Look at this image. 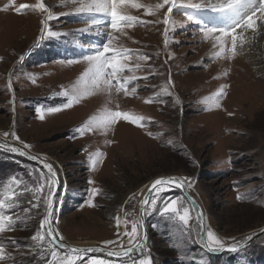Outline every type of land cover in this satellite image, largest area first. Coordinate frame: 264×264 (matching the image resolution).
I'll return each instance as SVG.
<instances>
[{
    "label": "rangeland",
    "instance_id": "374dc122",
    "mask_svg": "<svg viewBox=\"0 0 264 264\" xmlns=\"http://www.w3.org/2000/svg\"><path fill=\"white\" fill-rule=\"evenodd\" d=\"M40 2L0 0V139L36 154L57 172L59 190H64L53 197L52 228L57 236L76 246L128 249L143 235L136 215L140 208L142 221V201L150 185L171 176L190 178L189 192L203 208L206 228L226 246L251 240L236 252L207 251L198 216L183 191L172 187L159 194L156 211L145 205L148 236L142 246L120 259L104 252L87 253L77 264H89L93 258L133 264L145 257L152 264H264V234L253 239L264 227L262 34L256 33L248 43L246 55L238 50L234 58L230 53L225 58L217 55L218 47H211L213 41L205 39L195 23L199 18L214 24L215 12L210 9L174 8L166 38L167 7L155 15L128 7L127 14L144 23L113 31V44L130 51L127 63L133 71L123 75L135 74L137 80L127 85V95L115 88L109 93L101 90L103 85L96 88L82 79L89 67L82 57L98 50L110 31L106 18L97 16L101 23L90 25L88 15L75 12L78 2L43 0L52 13L48 20V13L37 7ZM136 2L155 5L161 0ZM202 2L209 0H178L179 5ZM22 4L30 7L18 13ZM188 14L193 21L187 20ZM255 64L262 68L261 74ZM244 81L247 91L238 90ZM76 88L87 94L64 107L71 100L65 92ZM222 88L225 95L220 94ZM54 108L61 110L51 111ZM117 111L143 120L133 123L121 116L107 129L93 123L92 131L83 135L78 131L106 112ZM41 173L45 187L39 194L40 207L33 208L29 201L36 203L33 191ZM13 176L19 185L11 183ZM26 187L33 191H24ZM5 190L16 194L15 207L5 214L21 219L13 230L0 233L5 255L0 264H59L70 248L48 243L47 235L42 245L31 239L46 215L47 169L0 145V198ZM173 197L185 198L190 209V235L179 230L183 225L159 214L161 201ZM133 223L137 235L130 237L126 233H131ZM52 251L57 253L55 260Z\"/></svg>",
    "mask_w": 264,
    "mask_h": 264
},
{
    "label": "snow or ice",
    "instance_id": "6c2138e0",
    "mask_svg": "<svg viewBox=\"0 0 264 264\" xmlns=\"http://www.w3.org/2000/svg\"><path fill=\"white\" fill-rule=\"evenodd\" d=\"M73 3L78 2V6L75 8L77 14H84L90 17V25H99L101 21L96 19L97 16H103L106 19L104 24L110 31L106 32L105 40L101 43L98 50H95L91 54L84 55L83 60L87 61L89 67L83 74L85 82H91L93 87L100 88L101 85L104 87L101 89L105 92H111L112 88H115L117 92L123 91L126 95L128 94L127 85L135 80L137 77L135 74L130 76H124L123 73L125 70L132 72L133 69L129 67L127 63L130 57V51L127 49H118L114 46L113 41L115 37L113 36V31L119 32L123 26H131L135 23H144L140 21L139 17L128 15L126 9L128 7L132 8H145L148 15H155L156 12L167 7V11L163 14L164 19L163 23L166 26L165 28V37L167 38L168 25L171 21L169 19L170 15L173 13V9L179 6H187L196 10L201 9H210L213 12H218L220 14H227L224 17V20L220 24H208L205 21L197 18L195 23L200 26V31L203 32L204 38L213 41V47H218L219 54H223L225 58H228L229 53L231 57L234 58L237 54L238 49L243 50V47L246 43H250L252 39L255 38L257 31H264V0H222L220 3H211V0L207 3H188L187 5H179L178 0H161L160 3L155 5H143L136 0H72ZM30 6L27 4L20 5L16 11L19 13L22 10L28 9ZM39 10L47 12V19L51 20L52 13L48 11L46 4L41 0L37 5ZM7 10V8L5 9ZM194 17L191 14L187 15L188 21H193ZM259 21V23H258ZM48 28L47 23L45 24V29ZM89 29H83L82 31H88ZM239 30V31H238ZM245 33L249 35L246 36ZM49 35H56L54 32H49ZM142 59H148V56L141 57ZM2 59V58H0ZM167 63V61H165ZM136 68H139V65H136ZM115 82V83H114ZM171 83V81L169 82ZM227 87V86H225ZM135 88L132 89L134 93ZM167 93L168 89L165 87L163 89ZM71 94V100L64 105V107H71L73 103L78 102L82 95L87 93H82L79 88L73 89L71 93L65 92V96ZM221 95H225L224 89H221ZM152 102V101H146ZM61 109L54 108L51 111H59ZM232 115V113H229ZM125 116L124 113L119 111L117 112H106V114L99 119H95L89 123L87 126H82L78 131L83 135L84 131H92V124L107 129L111 124H113L117 118ZM43 119V116L40 117ZM126 119L131 120L133 123H138L140 120H143V117L134 118L125 116ZM5 137L9 133L5 132L3 134ZM13 138L17 141L20 140V137L15 133H12ZM24 148H30V145L25 144L21 141ZM5 147L8 148L11 152L19 153L20 155H28L20 147L10 146L5 144ZM100 155H103L102 153ZM36 159V157H32ZM44 167L47 169L48 176V193L44 197L43 203L45 205L46 215L42 222L40 223L39 229L31 237L33 241L40 242L41 245L45 241V236L50 237L48 243L55 245L57 243V233L52 228V217H53V189L57 185L56 172L53 169L51 163L44 164ZM44 173H41L40 177L37 179V183L34 191L29 188H25L24 191H33V195L36 199V203H32L33 208L40 207V196L39 194L43 192L45 187L43 181ZM11 183L19 185L21 181L15 176L11 177ZM90 183H93L90 181ZM192 186V181L190 178L184 177H162L155 180L149 189V198H145L142 203L150 207L153 211L157 210V200L159 199V194L163 191H166L169 188H190ZM93 194L97 193V189H93ZM183 197H173L168 201H161L163 207L159 210L161 216L167 215V218L171 221L178 222L184 227L179 229L181 232L188 233L190 235V230L188 225L190 222V209L185 206ZM16 205V194L10 190H5L3 197L0 198V233L5 231L13 230L16 227L17 221L21 218L16 217V220L13 219L12 214H5V210L12 209ZM29 211V209H25ZM199 211V210H198ZM199 220H203L202 214L198 216ZM119 223V221H118ZM201 239L204 240V247L210 252H218L225 250L224 241L210 228H206L201 225ZM130 237L137 235V224L133 223L131 228V233H126ZM252 239V237H248ZM59 240H63V236H59ZM106 244H111L113 241H106ZM227 250L231 252H236L239 250L237 244H232L227 246ZM98 251L97 248H78L72 247L70 254L66 253L62 258H60L59 264H77V261L81 259L82 255L87 253H92ZM133 251V248L127 249L123 253L124 256H127L130 252ZM109 255H120V253H109ZM52 259L55 260L57 253L52 251ZM4 247L0 246V260H4ZM89 264H110L103 259L93 258L90 260ZM133 264H152L150 257L141 258L138 262L133 261Z\"/></svg>",
    "mask_w": 264,
    "mask_h": 264
},
{
    "label": "water",
    "instance_id": "95a60500",
    "mask_svg": "<svg viewBox=\"0 0 264 264\" xmlns=\"http://www.w3.org/2000/svg\"><path fill=\"white\" fill-rule=\"evenodd\" d=\"M5 144H7V145H10V146H13V144H12V142L11 141H9V142H7L6 140H3V139H0V145H2V146H4ZM5 147V146H4ZM25 151V150H24ZM25 152H27V151H25ZM28 153V155H23L25 158H27V159H29V160H31V161H34V162H36V163H39V164H41L42 166H44V163L42 162V160H40L39 158H38V156L36 155V154H34V153H30V152H27ZM32 157H36V159H33ZM56 174H57V172H56ZM167 177H171V176H167ZM162 178V177H161ZM56 179H57V185H56V187L54 188V191H53V197L55 196V195H58V190H59V179H58V176L56 175ZM155 182V181H154ZM153 182V183H154ZM152 186V185H151ZM151 186H150V188H151ZM149 188V189H150ZM149 189H148V191H147V193H146V196H145V198H149ZM179 189H181L182 191H183V193L185 194V196H186V199L189 201V203L191 204V206H192V208H193V210L195 211V213H196V215L197 216H199V215H201L202 214V216H203V220L201 221L200 220V222H201V225H203L204 227H206V222H205V216L203 215L204 213H203V208H202V206L196 201V199L195 198H193V196L191 195V193L189 192V188L188 187H185V188H179ZM144 198V199H145ZM54 199V198H53ZM145 208V205L143 204L142 205V211H141V214H142V222H143V226H144V229H143V235H142V237L134 244V245H132L131 247H129V248H133V251L132 252H130L128 255H130V254H132L136 249H138L140 246H142L143 245V243L147 240V236H148V228H147V225L145 224V219L143 218V215H144V209ZM199 210V211H198ZM264 234V227L257 233V235H255V237L253 238V239H257V238H259L260 236H262ZM251 243V240H247V241H245V242H243V243H241L240 245H238V248H239V250H243L244 248H246V247H248L249 246V244ZM58 246H60V247H62V248H65V249H67V248H72V247H78V248H97L98 249V251H96V252H104V253H120V255H111L113 258H117V259H120V258H123V257H125L124 255H123V253L125 252V251H127V249H125V250H122V251H120V252H117V251H113V250H111V251H107L106 250V248H103L102 246H98V245H95L94 247H81V246H75V245H73L72 243L71 244H69V243H66V242H64V241H60L59 240V237L57 236V243H56ZM202 244L204 245V240H202ZM204 247V246H203ZM128 248V249H129ZM205 248V247H204ZM207 251H208V249L207 248H205ZM224 251H229V250H227V246L225 247V250H223V251H218V252H210V253H212V254H221L222 252H224ZM92 253H94V252H92ZM127 255V256H128Z\"/></svg>",
    "mask_w": 264,
    "mask_h": 264
},
{
    "label": "bare ground",
    "instance_id": "6f19581e",
    "mask_svg": "<svg viewBox=\"0 0 264 264\" xmlns=\"http://www.w3.org/2000/svg\"><path fill=\"white\" fill-rule=\"evenodd\" d=\"M220 2H222V0H211V3H213V4H215V3H220ZM46 4V3H45ZM48 4H46V6H47ZM50 5V4H49ZM47 7H49V6H47ZM203 12H204V10L203 9H201ZM227 14H220V13H218V12H215V14L213 15V17H214V24H220V23H222L223 22V20H224V17L226 16ZM258 23H259V21H258ZM31 32H33L34 30H33V27H32V30H30ZM239 31V30H238ZM257 33H261L262 34V39L264 40V31H257ZM245 35L246 36H248L249 34L248 33H245ZM211 44V43H210ZM247 45H248V43H246L245 45H244V47H243V50L241 51L244 55H246L247 54ZM213 46V44L211 45V47ZM239 50V49H238ZM254 67H255V70H256V72L257 73H259V74H261L262 73V68L258 65V64H255L254 65ZM246 74H247V72H246ZM251 81V80H250ZM245 81L244 82H241L240 84H238V90L239 89H241V88H243L244 90H246L247 91V87L245 86ZM247 83H249V82H247ZM245 91V92H246ZM241 95L240 94H238V97H240ZM246 97V94H244V96H243V98H245ZM238 100H239V98H238ZM44 163V162H43ZM61 177H62V179L63 180H66V178H65V175H64V173H61ZM59 179V178H58ZM158 179V178H157ZM153 184V183H152ZM151 184V185H152ZM150 185V186H151ZM62 186V185H61ZM60 188V187H59ZM150 188V187H149ZM60 190H58V192H59ZM64 192V190L62 189L59 193H63ZM147 193V192H146ZM146 195V194H145ZM138 205H139V207H140V205H141V202H139L138 203ZM76 246V245H75ZM81 247H89V246H81ZM90 247H94V246H90Z\"/></svg>",
    "mask_w": 264,
    "mask_h": 264
},
{
    "label": "built area",
    "instance_id": "2783aa9c",
    "mask_svg": "<svg viewBox=\"0 0 264 264\" xmlns=\"http://www.w3.org/2000/svg\"><path fill=\"white\" fill-rule=\"evenodd\" d=\"M137 223H138V226H139V228L140 229H142L143 228V225H142V221H141V218H140V208H139V210H138V213H137Z\"/></svg>",
    "mask_w": 264,
    "mask_h": 264
}]
</instances>
